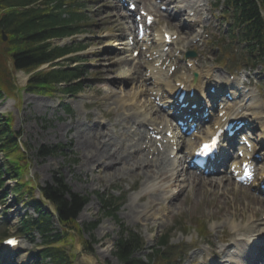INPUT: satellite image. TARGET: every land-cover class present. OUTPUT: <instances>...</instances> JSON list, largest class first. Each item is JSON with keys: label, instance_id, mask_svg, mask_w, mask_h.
Returning <instances> with one entry per match:
<instances>
[{"label": "rangeland", "instance_id": "rangeland-1", "mask_svg": "<svg viewBox=\"0 0 264 264\" xmlns=\"http://www.w3.org/2000/svg\"><path fill=\"white\" fill-rule=\"evenodd\" d=\"M79 1L87 17L82 29L72 37L54 39L53 44L64 45L74 42L85 45L81 51L71 54L80 57L76 63H63L69 68L75 65L82 67L83 90L72 96L56 92L47 97L25 91L18 92L26 83L25 77L20 71H13L15 83L19 87L18 97L6 100L2 110L0 108V114L12 113L14 127L21 133L20 139L31 159L30 175L36 178L39 185L51 182L54 172H58L63 175L74 191L89 196V201L79 213L77 221L82 227L97 220L99 222L94 230L84 229L80 237L75 235L73 242L68 245L69 250L75 253L73 258L75 264H120L114 256V249L110 250L111 241H115L118 237L119 227L111 217L101 214L98 194L103 192L113 193L115 197L122 198L118 211L119 219L127 226L138 230L146 241V250L141 251L140 255L149 252L161 233L176 226L172 232V243H185L195 247L184 257L181 264H202V258L206 257L204 254L208 252V249L212 247L210 250H214L220 245L218 243L220 240L229 242L236 229L247 225L256 228L257 224L263 223L264 203L253 199L255 194L243 192L220 178L201 180L195 176V180L190 185L176 181L178 179L169 176L172 175L171 166L168 168L165 165L168 180H163V177L157 179L158 169H163L160 166L161 159L153 161L155 159L151 157L153 153H147L142 148L141 142L131 149L129 147L139 138L138 131L131 132L135 135L134 141H131L132 136L129 137L132 121L137 117H131L132 112L147 110V113H150L148 118L152 119L160 118L162 113L154 112L158 108L150 110L151 105L146 103L148 98L142 90L143 72L140 71L139 65L134 62L120 65L116 62V52H112L111 45L114 39L124 38L116 30L120 21L119 11L112 9L109 0ZM145 1L149 7L155 4L154 0ZM167 21L173 30L181 33L178 46L184 51L196 50L197 47L193 45V37L190 34L193 29L181 28L180 23L173 20ZM208 25H210L211 33L218 36L213 24ZM208 47V43L204 47H198V51L203 53L200 60L202 66L195 71L205 75L200 82L202 87L206 83V78L209 77V69L215 68L220 73V80L231 77L230 73L221 71L214 63V60L220 59V55L216 54L217 48L210 50ZM62 61L60 60L61 63ZM247 73L250 77V88L254 90L252 102L255 105L253 106L258 108V113H262L264 111V75L256 74V70L250 71V69L246 70L245 74ZM130 74L133 76L131 77ZM237 74L234 71L232 76H239ZM185 77L182 71L175 80L185 79ZM174 82L169 80L165 83L169 87L168 85H173ZM130 99L136 104L130 102ZM91 122L101 124L98 127L101 140H108L111 137L112 143L119 142L116 146L113 145V148L116 147L115 149L118 150L129 147L131 152L134 147L143 149L140 153L134 151L129 160L147 158L149 161L152 160V164H144L141 166V171L140 167L131 168L133 171L126 169L120 175L113 176L105 175L103 167L98 169L99 163L94 167L87 166L84 160L87 151L81 148L80 144L97 143V139H88L86 135L89 127L94 124ZM144 135L143 133L142 139ZM54 145L60 147L54 154L48 156L39 154L45 146ZM1 157L2 154L0 159ZM165 160L166 157H163L162 161ZM99 170H102V173ZM187 174L189 175L188 172L183 171V176ZM155 175H157L156 178H149ZM13 183L12 180H7L6 186L0 189V196L8 194L4 209L5 219L0 223V231L7 226V234L4 236L17 234L21 226L20 222L24 218L37 216L30 205L14 202V196L11 195ZM141 196L144 197L141 198ZM36 197L40 198L39 190L36 191ZM171 197L174 199L171 200ZM45 205L46 208L55 210L53 204L47 202ZM202 221L207 224L208 239L205 238V242L194 231L195 223ZM53 225L54 229L60 228L56 220H53ZM32 235L31 237L22 235L20 248L12 252H7L0 244V257H3L0 264H41L35 254L42 247L43 238L38 231ZM85 239L91 243L92 251L85 249L82 243ZM206 241L209 245L204 244L207 243ZM43 264H51V262Z\"/></svg>", "mask_w": 264, "mask_h": 264}, {"label": "trees", "instance_id": "trees-1", "mask_svg": "<svg viewBox=\"0 0 264 264\" xmlns=\"http://www.w3.org/2000/svg\"><path fill=\"white\" fill-rule=\"evenodd\" d=\"M38 1L40 2L38 3ZM64 5H67L66 0H0V30L5 31L9 41L7 44L9 50L0 48V82H3L4 75L8 71L5 59L9 51L15 68L32 71L39 65L73 50L67 46L53 47L50 44L51 38L76 33L80 28L78 23L84 19L81 12H78V5H69L67 8H64ZM227 5L235 12L236 26L241 28L239 36L242 41L248 42V51L254 54L257 52L256 57L263 59L264 19L260 15V6H264V0H260V3L257 0H227ZM68 8L70 9L68 10ZM251 56L255 55L251 54ZM68 72L60 69L36 72L30 77L27 89L33 92L47 93L54 89L55 83L68 82L79 74ZM6 86L7 88L12 86L10 80ZM3 89L4 85L0 83V98ZM69 89L70 92L73 91L72 89L78 90L76 86H71ZM0 149L8 152V155L16 156L10 162H6V174L20 179L23 170H27L28 163L24 153L18 147L11 120L1 116ZM1 175L0 171V183ZM55 180L57 185L48 184L43 188V193L56 204L63 224L68 227H72V225L76 227L75 217L86 199L75 193H70L71 199L67 200L65 194L68 192V188L60 179L56 178ZM14 190L20 198L26 194L33 196V189L23 179L17 183ZM31 200L32 203H36L33 198ZM49 223V219L42 216L39 223L40 228L47 229ZM132 235L130 234L129 238L122 237L117 243L116 254L123 264H174L172 258L174 249L168 244L167 236L160 240V244L164 248H157L154 251V259L145 263L131 257L139 245L137 237ZM60 250H62L60 247H51L48 252L50 255H57L56 264H70L68 257L60 254Z\"/></svg>", "mask_w": 264, "mask_h": 264}, {"label": "bare ground", "instance_id": "bare-ground-1", "mask_svg": "<svg viewBox=\"0 0 264 264\" xmlns=\"http://www.w3.org/2000/svg\"><path fill=\"white\" fill-rule=\"evenodd\" d=\"M163 4V3H162ZM114 46H118V49L120 48V52L119 54L123 57H131V59H133L132 57V51H130V47L128 46L127 42H124V41H118V42H115L113 44ZM130 51V53H128ZM117 52V51H116ZM158 73V71L156 72ZM190 75V74H189ZM154 77L156 78L157 77V74L154 73ZM180 81H183V80H180ZM186 82V81H184ZM220 82V81H219ZM228 84H234V83H231V81H226ZM187 83V82H186ZM198 82H195V84L193 85H197ZM192 84V83H191ZM220 84H214V85H218L220 87ZM190 85V84H189ZM211 85V84H209ZM176 90L173 89V93L174 91ZM172 93V94H173ZM237 93V92H236ZM235 94V92L233 93ZM249 94V93H248ZM143 95V94H142ZM219 95V94H217ZM197 96V95H196ZM195 96V97H196ZM214 96L215 95H211L212 97V100H214ZM246 95H244L245 97ZM133 98V97H132ZM131 98V99H132ZM145 98V97H144ZM252 98V97H251ZM130 99V100H131ZM137 101V100H135ZM195 101L197 103H200V101L198 100V98L196 97L195 98ZM132 102L133 104H136V102L134 103L132 100L130 101ZM154 103V102H153ZM210 103V102H208ZM251 104V102L249 103V105ZM248 105V107H249ZM134 107V106H133ZM144 107V106H143ZM174 107H176V105H174ZM147 108V106L145 107ZM156 109L154 107V105H152L151 103V108L150 110H154ZM201 109V108H200ZM199 109V110H200ZM159 110V109H158ZM132 111V110H131ZM133 115H131V117H136L135 120H139L140 119V124L144 125L146 121H149V123H147V125H150V126H155V127H159V125H156V119H152V118H148L149 114L150 113H147V110H142L141 112L140 111H136V112H132ZM146 114V115H144ZM254 114V113H253ZM264 114V113H263ZM142 115V117H141ZM168 116V115H167ZM235 117H237L238 115H234ZM223 118V117H222ZM148 119V120H147ZM153 121V122H152ZM91 123H94L92 126L89 127L88 131L86 132V135L88 137V139H97V143H93V142H86L84 143L83 145L80 144V147L83 148L85 151H87V153L85 154L84 156V160H85V164L87 166H90V167H94L95 165H97L98 163V169H101L103 167V172L105 173V175H109V176H113L115 174L117 175H120L122 173L123 170H126V169H131V168H138L140 167V171H141V166H143L144 164H152L151 161H149L147 158H145V160L143 158H138V160H129V157L131 158L132 155H133V152H131V150L128 148H123V140H122V144H121V149H115L113 148L114 146L117 145V143H112L113 139L111 137L108 138V140H101L99 137L101 135H99V128L101 126V124L99 123H96V122H91ZM90 123V124H91ZM219 123V122H218ZM161 124V123H160ZM212 128H210L208 131L212 132ZM146 138V137H145ZM206 137L203 135L202 136V140L205 139ZM137 144H140V143H137ZM114 145V146H113ZM132 147V146H131ZM148 153V152H147ZM145 153V154H147ZM151 153V152H150ZM170 153H174V151L172 149H170V151L168 152V155H170ZM151 155V154H150ZM222 155L224 156L225 153L222 152ZM187 157H185L186 159ZM163 159V158H162ZM154 161V160H153ZM159 164V163H158ZM174 164V161L173 160H170L169 157L166 158L165 161H161V164L160 166L163 167V169H158V172H159V176L155 175V177H149L151 179H154L156 178L157 176V179H160L161 177H163V180H168V171H167V167L169 168V165L172 166ZM100 165V166H99ZM165 165L167 167H165ZM188 167V166H187ZM96 169V170H98ZM102 170H99V172H101ZM130 171H133L132 169ZM151 170H149L150 172ZM125 172V171H124ZM102 173V172H101ZM170 178L172 177V175H169ZM173 176L175 177H179L180 176V173L177 172L175 174H173ZM190 176V175H189ZM188 176V177H189ZM147 178V179H149ZM194 180V177L191 176L189 177L188 179L185 178V181L188 183V184H191ZM178 181V180H176ZM216 186V185H215ZM168 187H170V185H168ZM164 190V188H163ZM144 196H141V198H143ZM260 197V196H259ZM260 199V198H259ZM261 200V199H260ZM156 203V202H155ZM133 209V208H132ZM136 209V208H135ZM133 209V210H135ZM260 225H263V224H260ZM257 226V231L260 232V230H264V226ZM256 229H253L252 226H246V230L243 231L242 233L239 232V229H236V234H235V240H234V244H235V249H234V252L236 253V256L233 257L230 253H229V258L232 260V261H235L239 258V256H247L249 252H251V248L253 246L254 243H256V241L253 239L255 238V235H252L251 233H255ZM263 233V232H262ZM259 234V233H258ZM250 260V257L249 259H247V262Z\"/></svg>", "mask_w": 264, "mask_h": 264}, {"label": "snow or ice", "instance_id": "snow-or-ice-1", "mask_svg": "<svg viewBox=\"0 0 264 264\" xmlns=\"http://www.w3.org/2000/svg\"><path fill=\"white\" fill-rule=\"evenodd\" d=\"M9 243H15V241H9Z\"/></svg>", "mask_w": 264, "mask_h": 264}]
</instances>
